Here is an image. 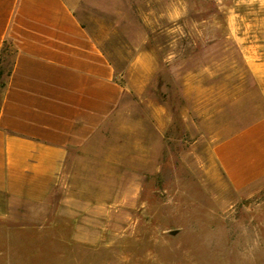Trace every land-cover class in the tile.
Returning a JSON list of instances; mask_svg holds the SVG:
<instances>
[{
  "label": "rangeland",
  "instance_id": "374dc122",
  "mask_svg": "<svg viewBox=\"0 0 264 264\" xmlns=\"http://www.w3.org/2000/svg\"><path fill=\"white\" fill-rule=\"evenodd\" d=\"M79 4L125 95L43 203L0 194V264H264V178L213 156L264 115V0Z\"/></svg>",
  "mask_w": 264,
  "mask_h": 264
},
{
  "label": "crops",
  "instance_id": "0c3cea01",
  "mask_svg": "<svg viewBox=\"0 0 264 264\" xmlns=\"http://www.w3.org/2000/svg\"><path fill=\"white\" fill-rule=\"evenodd\" d=\"M79 0H0V49H14L0 104V194L41 204L68 153L86 145L122 101L126 84L79 13ZM263 58L249 53L261 79ZM147 78L149 65L138 66ZM264 87V82H259ZM230 188L264 178V115L213 147Z\"/></svg>",
  "mask_w": 264,
  "mask_h": 264
},
{
  "label": "trees",
  "instance_id": "16d2710c",
  "mask_svg": "<svg viewBox=\"0 0 264 264\" xmlns=\"http://www.w3.org/2000/svg\"><path fill=\"white\" fill-rule=\"evenodd\" d=\"M14 49L11 44L4 42L0 49V104L6 87L7 79L12 71Z\"/></svg>",
  "mask_w": 264,
  "mask_h": 264
}]
</instances>
